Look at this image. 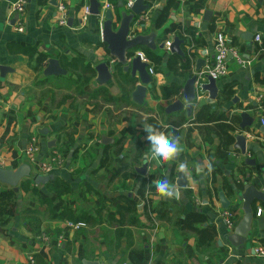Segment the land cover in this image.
Listing matches in <instances>:
<instances>
[{
    "label": "crops",
    "instance_id": "0c3cea01",
    "mask_svg": "<svg viewBox=\"0 0 264 264\" xmlns=\"http://www.w3.org/2000/svg\"><path fill=\"white\" fill-rule=\"evenodd\" d=\"M13 1L0 0V66L9 67L4 75L0 72V164L17 168L27 158L25 149L36 138L40 157L54 150L63 152L65 166L52 174L54 179L67 182L71 192L58 198L47 184L37 185L31 179L20 183L18 205L36 206L42 223L39 232H30L25 217L17 216L0 228V264H30L31 255L36 264H83V259L96 258L101 264H264V257L255 252L256 247L264 248L263 203L254 205L249 248L234 247L228 241L229 228L222 215L225 210L234 213L233 230L243 211L241 203L234 202L231 181L246 179L244 174L254 168L243 163L244 157L232 149L233 144L221 156L219 136L207 138L190 122L200 107H195L191 116L186 110L165 112L167 105L181 98L196 60L202 57L206 65L212 64L214 35L222 31L251 63L240 65L229 57V72L217 81L219 94L225 85L232 84L238 99L217 105V98L207 104L237 119L229 124L239 122L237 114L243 110L253 116L260 113L256 118L259 122L264 116V84L257 81V75L264 78V41L256 42L255 36L264 37V0H201L202 7L196 9L191 8L190 0H176L170 19L161 29L155 27V19L168 0H146L151 22L140 33L156 28L159 44L179 36L184 40L181 48L185 56L175 58L166 48L148 55L145 47L139 48L154 70L153 87L143 105L131 98L139 80L117 62H112L113 84L99 86L95 81L96 63L111 56L102 41L98 17L90 15L84 21L89 0H67L66 26L57 23V5L52 0H29L22 15L13 12ZM119 1L107 2L116 5ZM205 10L212 11L209 21L204 19ZM19 18L25 25L22 33L15 27ZM174 21L182 24L183 31L167 33L165 28ZM51 58L59 60L65 74L44 75ZM187 60L189 67L183 65ZM183 119L178 137L184 151L170 162L149 160L150 144L143 128L153 125L162 131L157 122L168 128ZM45 128L48 133H41ZM228 130L231 135L236 132L232 126ZM257 131L258 137L250 134L249 142L259 150H251L249 155L264 164V135ZM164 133L173 135L172 131ZM53 139L56 144L49 147ZM146 158L148 170L141 174L138 168ZM184 161L188 163V186L180 188L176 180L179 164ZM160 179L177 186L178 197H160L153 185ZM27 182L31 188L38 187L42 199H53L56 211L71 205L75 211L87 212L90 223L71 230L66 220L50 219L47 205L23 190ZM259 186L264 188L262 183ZM5 189L9 188L0 184V192ZM220 191L232 200L230 207H222ZM126 198L135 201L137 213L122 218L118 208L126 204ZM258 208L261 215H257ZM194 211L203 212L216 226L217 236L209 245H199L193 231L177 225L179 217ZM43 233L50 239L44 240Z\"/></svg>",
    "mask_w": 264,
    "mask_h": 264
},
{
    "label": "water",
    "instance_id": "95a60500",
    "mask_svg": "<svg viewBox=\"0 0 264 264\" xmlns=\"http://www.w3.org/2000/svg\"><path fill=\"white\" fill-rule=\"evenodd\" d=\"M10 1V0H9ZM108 0H89V10L91 15L98 16L100 9ZM52 3L57 5V0H52ZM113 8H106L104 12L103 28L101 31L102 41L106 44L110 54V60H102L95 65L96 78L95 81L100 85H111L114 83L112 73V60L120 64L125 72H130L133 78L139 80L135 88L131 92L132 100L139 105L146 104L145 98L147 91L153 87V78L148 68L149 64L142 62L141 58L135 54L140 47H145L153 52L164 49L165 42L158 43V32L152 27L149 32L137 33L133 37H129L131 26L136 16L141 15L150 9V5L146 0H135L131 11L124 8L123 0H120ZM212 16L211 10H205L204 19L209 21ZM184 40L179 36H175L170 45V52L181 56H185V52L181 46ZM231 57V54L229 55ZM205 58H198L195 62L193 75L188 78L183 86L181 98L167 105L166 113H174L186 110L188 116L192 115L195 107H202L207 103H214L219 95V87L217 80L208 74L200 76L201 71L207 66ZM9 69L6 65L0 66L1 75ZM44 75H60L65 74L66 70L60 65L59 60L51 58L44 70ZM199 81V82H198ZM200 83V85H198ZM208 93V96L199 97L200 94ZM238 98L234 97L233 102ZM241 120L234 123L232 127L236 129L233 136L232 149L239 151L244 157L243 163L254 168L248 171L244 176L246 179L232 180V191L234 192V202L241 203L243 215L233 230L227 232V239L234 247L249 248V239L252 235V226L255 217V203H264V188H260L259 183L264 185V164L260 163L257 157H251L250 151H258L250 146L249 136L257 138V132L264 135V125L256 120V116L249 114L243 110L237 114ZM41 133L47 134L45 128ZM107 136H102L103 143H107ZM56 140L53 139L48 143L49 147L55 146ZM177 159V158H176ZM175 159V160H176ZM147 158L138 171L141 174H146L148 170ZM54 174L44 175L36 171L34 164L25 158L17 168H8L0 164V184L9 189H14L19 193L20 183L24 179H31L37 185L47 184L53 180ZM176 184L180 188L188 186V178L186 173H182L178 169ZM220 203L223 208H228L232 205V200L227 197L224 191L218 193ZM83 264H101L99 258L94 260L83 259Z\"/></svg>",
    "mask_w": 264,
    "mask_h": 264
},
{
    "label": "trees",
    "instance_id": "16d2710c",
    "mask_svg": "<svg viewBox=\"0 0 264 264\" xmlns=\"http://www.w3.org/2000/svg\"><path fill=\"white\" fill-rule=\"evenodd\" d=\"M176 0H168L166 5L160 10L158 16L155 19V27L157 29H161L165 23L170 19L171 9L174 6ZM190 6L192 9H196L202 7L203 2L201 0H190ZM186 32L189 31L188 28L184 29ZM167 33L172 31H183V26L181 23L176 21L172 22L170 26L165 28ZM147 49V48H146ZM148 55H152L153 52L149 49L146 50ZM175 58H179V55L173 54ZM190 60H187L183 63L186 67H189ZM86 71V69H85ZM89 71V70H88ZM257 81L264 84V78H259L257 75ZM236 90L232 84L225 85L220 94L218 95V104L221 105L224 101L232 99L235 95ZM236 118L228 117L226 113L219 112L217 107H213L210 104H205L198 109L193 119H191V123L195 124V127L199 129V131L203 134L207 135V138H210L211 135L215 134L219 136L221 140V148L223 151L221 156H225V151L227 150V146L233 143V136L229 132L230 122H234ZM237 120V119H236ZM185 119L169 124L168 128H164L158 122L156 123L158 127L164 132L172 131L173 135L179 136L180 128ZM47 186L51 191L55 192L58 198L61 197L62 194H66L71 192V186L60 178H55L53 182H48ZM23 190L27 193H31L33 197H36L37 200L41 202L43 205H47L48 214L50 219L60 220V221H70V222H83L85 224L90 223L91 216L87 212L84 211H75L71 205L65 204L62 206L60 211H56L54 208V200L50 197L43 198L41 197L40 190L38 187H32L30 182H27L23 185ZM21 199V196L14 189H5L0 192V228L4 229V227L8 226L9 223L17 216H24L25 222L28 231L30 232H39L40 225L42 223V219L38 217L40 214L39 209L27 210L23 213V211L19 212L18 201ZM56 199V197H55ZM163 205L167 206V202L163 201ZM264 205V203H263ZM118 213L121 214L122 218H125L126 215L133 213H137L136 203L132 198H126V204L120 205L118 208ZM23 214V215H22ZM135 222L134 218L131 220ZM208 223L206 226H199L200 224ZM177 225L182 229H188L193 231L197 236V242L201 246L209 245L213 242L215 237L217 236V229L213 223H210L203 212L194 211L189 212L185 215L184 218L179 217L177 220Z\"/></svg>",
    "mask_w": 264,
    "mask_h": 264
},
{
    "label": "built area",
    "instance_id": "2783aa9c",
    "mask_svg": "<svg viewBox=\"0 0 264 264\" xmlns=\"http://www.w3.org/2000/svg\"><path fill=\"white\" fill-rule=\"evenodd\" d=\"M29 0H14L12 2V10L15 13L23 14L26 8L27 3ZM135 3V0H123L124 8L127 11H131V8L133 7ZM114 6L112 4H109L108 2L104 3L100 9V14L97 16L99 20V29L102 31L103 28V21H104V12L106 8H113ZM57 23L60 26H66L68 21V7H67V0H58L57 3ZM103 12V13H101ZM84 15V21H87L88 17L91 15L89 6L84 7L83 11ZM151 22V15H150V9L146 12L142 13L141 15L136 16L131 29L129 33V37H133L135 34L142 31L144 28L148 26V24ZM16 31L22 33L25 30L24 20L22 18H19L16 20ZM255 41L258 43H262L264 41V37L261 34H257L255 36ZM171 40H167L165 42V47L168 51H170V45ZM214 58L211 65H207L200 73V76H203L204 74L210 75L215 80H221L225 78L229 72L228 69V60L229 55L231 54L232 58L240 65H246L250 64L251 61L245 59L241 51L238 47L233 46L229 43L227 36L224 32L219 31L216 32L214 35ZM264 50V48H263ZM135 54L141 58L142 62L150 63L149 58L147 54L142 49H137ZM115 60H112L111 62H114ZM150 74L154 73V70L152 67L149 66L148 68ZM199 82V81H198ZM200 85V83H198ZM261 123L264 125V116L260 118ZM40 147L37 143L36 138H33L29 146L25 149V155L27 158L35 165V168L38 172L44 175L52 174L57 169H61L63 166H65V156L63 152L59 150L52 151L49 155H46L44 157L39 156ZM191 188H193L191 186ZM262 209L258 208L257 215H261ZM223 218L226 222V225L229 229H232L235 225V217L234 213L225 210L222 214ZM66 225L71 230H79L80 228L86 227L87 224L83 222H70L66 221ZM41 237L44 240L50 239V235L43 233ZM256 254L264 257V248L263 247H256L255 248ZM29 263L30 264H36V259L33 255L29 256Z\"/></svg>",
    "mask_w": 264,
    "mask_h": 264
},
{
    "label": "clouds",
    "instance_id": "9594fccd",
    "mask_svg": "<svg viewBox=\"0 0 264 264\" xmlns=\"http://www.w3.org/2000/svg\"><path fill=\"white\" fill-rule=\"evenodd\" d=\"M143 130L147 133L145 139L149 142V160H155L157 163L170 162L176 159L183 151L184 148L181 144V138L175 135H167L158 130L153 125H146ZM188 170L187 161L179 164V171L186 173ZM156 193L165 199H173L178 197L179 188L170 183L167 179H160L153 181Z\"/></svg>",
    "mask_w": 264,
    "mask_h": 264
},
{
    "label": "rangeland",
    "instance_id": "374dc122",
    "mask_svg": "<svg viewBox=\"0 0 264 264\" xmlns=\"http://www.w3.org/2000/svg\"><path fill=\"white\" fill-rule=\"evenodd\" d=\"M149 25H150V23L148 24V28H149ZM32 209H36V206L28 205V204H27V206L24 204L19 206V212L23 211V213L26 212L27 210H32ZM249 247H250V245H249Z\"/></svg>",
    "mask_w": 264,
    "mask_h": 264
}]
</instances>
